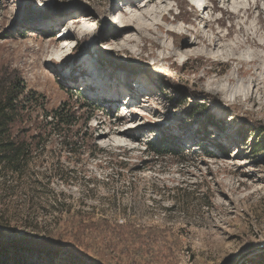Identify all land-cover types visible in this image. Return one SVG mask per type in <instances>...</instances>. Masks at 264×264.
<instances>
[{
	"label": "rangeland",
	"instance_id": "374dc122",
	"mask_svg": "<svg viewBox=\"0 0 264 264\" xmlns=\"http://www.w3.org/2000/svg\"><path fill=\"white\" fill-rule=\"evenodd\" d=\"M228 1L210 2L211 25L233 37ZM249 1L248 22L264 39V0ZM169 3L165 30L203 25L189 0ZM120 4L0 0V77L21 78L28 126H44L20 172L0 170V240L60 239L83 256L7 248L0 264H234L242 255L239 264H264V75L253 76L248 61L158 60L162 36L172 40L164 33L138 53L116 49L110 21ZM80 13L94 15V30L80 20L57 58L60 34ZM235 68L230 91L206 88ZM70 107V126L44 119ZM163 141L178 154L157 155Z\"/></svg>",
	"mask_w": 264,
	"mask_h": 264
},
{
	"label": "bare ground",
	"instance_id": "6f19581e",
	"mask_svg": "<svg viewBox=\"0 0 264 264\" xmlns=\"http://www.w3.org/2000/svg\"><path fill=\"white\" fill-rule=\"evenodd\" d=\"M120 1V5L123 4L122 7L124 10L117 8L116 10L121 12L120 15L115 17L113 13L111 16L112 19L110 21V24L118 27L116 32L110 35L114 39L118 38L116 42H113L115 45L114 48L124 49L131 47V51L133 53H138L140 49L144 48V45L140 43L141 41L149 40L151 43L157 45V41L150 39L149 37L154 35L156 36L159 33H164V36H169L172 38V40L171 44H168V42L162 36L160 42L162 55L158 56V60H167L175 55L183 56L185 58L201 55L204 57H213L215 59L234 61L236 63L248 61L255 62L253 65V76L262 77L264 75V39L263 36L257 34L258 21L253 20L248 22L247 19V13L256 6V2L251 4L249 0L228 1L227 6L231 12L237 16L236 23L238 25V27H236L237 32L233 37H230L226 31L213 30L212 28L211 21L213 18L210 17V12L212 15V10H214L215 7L209 5L212 0H189V2H191L196 7V9H198L200 16L202 17L201 19L204 20V23L201 27L194 29L185 28L182 25L181 27H177L178 25L174 27V22H169L171 27L167 28L166 30L164 24L160 22V19L161 21H168L166 14H170L174 8V6L169 3V0ZM218 1V3H221L224 6L227 0ZM115 6H118V4L116 3ZM262 11L264 12V5L262 6ZM93 18L94 15L91 13H80L70 16L69 22L66 25V31L61 36V40L65 43H63L64 45L57 47L54 52L57 58L62 57L63 53L67 49L66 47H70V45H72L68 39H70V37L75 34V25H79L78 23H80V20L92 22ZM176 19L177 18L175 17L174 20ZM89 25L90 27H85L83 29L87 28L89 31L94 30L95 25L93 22ZM241 31L244 32V34H242ZM109 34L111 33L108 32L107 35ZM187 34H189L190 37L188 39L182 40L184 35ZM252 43L263 46V48L261 50L257 48L259 51L255 52V50L251 48ZM166 50H168V53H164ZM65 53L67 54L68 52ZM153 54L154 53H152V55ZM93 73L95 72L93 71ZM237 73H239L238 68L227 72L221 78L223 81L222 83L216 84L214 79L208 81L206 88L223 93H225L227 90L230 91L232 87H230L229 83L230 81L236 79L235 74ZM212 83L214 85H212ZM93 86H95V84H93ZM140 87L141 88L136 89L138 92L144 89L143 83H141ZM225 99L230 101L231 96ZM125 104L126 105L122 106V108L126 109L127 105H129V101Z\"/></svg>",
	"mask_w": 264,
	"mask_h": 264
},
{
	"label": "trees",
	"instance_id": "16d2710c",
	"mask_svg": "<svg viewBox=\"0 0 264 264\" xmlns=\"http://www.w3.org/2000/svg\"><path fill=\"white\" fill-rule=\"evenodd\" d=\"M25 92L23 82L16 74L8 73L0 77V170L17 174L27 163V156L34 147H38L42 141L44 126H34L30 128L25 119L27 112V100L20 98ZM29 100V99H28ZM82 108H88L85 102L80 103ZM75 112L73 108H59L51 114L45 115L44 119L49 117L51 123L56 128L70 126L74 121ZM89 117L85 119V123ZM48 123V122H47ZM69 146L70 142L64 141ZM73 150V149H72ZM154 151L157 155H177L179 150L169 148L166 143L160 142L155 145ZM20 249L21 251H30L47 253L49 258L58 255L61 251L70 254V256L81 262L83 256L75 252L73 246L64 240H32L20 238L12 242L4 243L0 240V249ZM18 264V262H13Z\"/></svg>",
	"mask_w": 264,
	"mask_h": 264
},
{
	"label": "water",
	"instance_id": "95a60500",
	"mask_svg": "<svg viewBox=\"0 0 264 264\" xmlns=\"http://www.w3.org/2000/svg\"><path fill=\"white\" fill-rule=\"evenodd\" d=\"M243 255L239 257V259L234 264H239V262L243 259Z\"/></svg>",
	"mask_w": 264,
	"mask_h": 264
}]
</instances>
